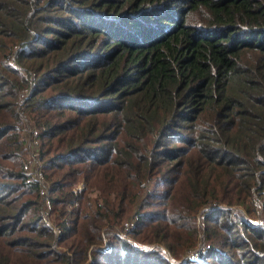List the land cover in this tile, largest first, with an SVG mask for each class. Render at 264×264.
Returning <instances> with one entry per match:
<instances>
[{
  "label": "trees",
  "instance_id": "trees-1",
  "mask_svg": "<svg viewBox=\"0 0 264 264\" xmlns=\"http://www.w3.org/2000/svg\"><path fill=\"white\" fill-rule=\"evenodd\" d=\"M263 216L264 0H0V264H264Z\"/></svg>",
  "mask_w": 264,
  "mask_h": 264
},
{
  "label": "rangeland",
  "instance_id": "rangeland-1",
  "mask_svg": "<svg viewBox=\"0 0 264 264\" xmlns=\"http://www.w3.org/2000/svg\"><path fill=\"white\" fill-rule=\"evenodd\" d=\"M93 106V105H92ZM91 105L87 106V108H90L92 107ZM33 122H30V124H28L27 128L24 129L23 133H22V137L23 139L25 140L26 142V145L27 147L29 148V152L26 154V167L27 169L34 174V177L37 176L38 178H40L43 182L46 180L43 175L41 174V172L39 173V170H41V167L44 166L43 164V160L40 159L39 157V152H40V148H41V142L40 140L38 139L37 136V132H38V129L35 127V125L32 124ZM34 130V132H32ZM37 174H40V175H37ZM49 184V182H48ZM86 186V183L85 182H81L79 183L77 186H76V189L77 190H81L83 189V187ZM47 206V209H50V205L46 204ZM262 208L258 205V211L259 213L262 212ZM48 220L50 221V219H53V217L51 216V213L48 215ZM200 215L198 217V222L200 220ZM257 219V220H256ZM256 219H253V220H250L252 221L253 223H260L259 220H262L264 222V216L263 218H256ZM200 224V222H199ZM253 226L257 225V224H252ZM125 226H129L128 223L125 224ZM57 229V226L55 227V230ZM103 248L105 250H109V252L111 251V244L108 242V240H106V237H105V243L103 245ZM169 253V251H168ZM116 253L113 251L112 253H109V255H112L114 256ZM170 255V253H169ZM171 257V255H170ZM115 258V257H114ZM92 261V258L90 259V262Z\"/></svg>",
  "mask_w": 264,
  "mask_h": 264
},
{
  "label": "built area",
  "instance_id": "built-area-1",
  "mask_svg": "<svg viewBox=\"0 0 264 264\" xmlns=\"http://www.w3.org/2000/svg\"><path fill=\"white\" fill-rule=\"evenodd\" d=\"M256 223V222H255Z\"/></svg>",
  "mask_w": 264,
  "mask_h": 264
}]
</instances>
